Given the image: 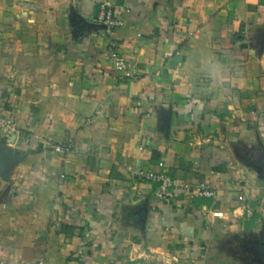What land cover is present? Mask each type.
Returning <instances> with one entry per match:
<instances>
[{
	"label": "crops",
	"instance_id": "1",
	"mask_svg": "<svg viewBox=\"0 0 264 264\" xmlns=\"http://www.w3.org/2000/svg\"><path fill=\"white\" fill-rule=\"evenodd\" d=\"M0 264H264V0H0Z\"/></svg>",
	"mask_w": 264,
	"mask_h": 264
},
{
	"label": "built area",
	"instance_id": "2",
	"mask_svg": "<svg viewBox=\"0 0 264 264\" xmlns=\"http://www.w3.org/2000/svg\"><path fill=\"white\" fill-rule=\"evenodd\" d=\"M96 20L109 33L124 24L123 18L117 14L114 7L109 3L100 7ZM108 53L115 72H125L132 69L131 64L116 51L115 43H111L108 47ZM52 148L57 153L70 154L75 152V145L72 140L54 145ZM138 175L155 186V199L159 203L172 202L176 198L178 191L186 192L190 199L215 200L217 197L216 187L207 181L190 185L173 178L166 172L150 171L141 172ZM239 200L243 201L244 198L240 197ZM212 215L216 218L223 217V213L220 212H213Z\"/></svg>",
	"mask_w": 264,
	"mask_h": 264
}]
</instances>
